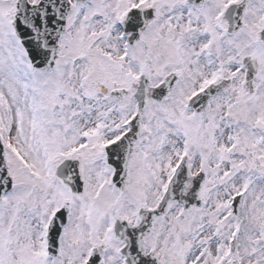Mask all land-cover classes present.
I'll return each instance as SVG.
<instances>
[{
  "label": "snow or ice",
  "instance_id": "snow-or-ice-1",
  "mask_svg": "<svg viewBox=\"0 0 264 264\" xmlns=\"http://www.w3.org/2000/svg\"><path fill=\"white\" fill-rule=\"evenodd\" d=\"M0 264H264V0H0Z\"/></svg>",
  "mask_w": 264,
  "mask_h": 264
}]
</instances>
